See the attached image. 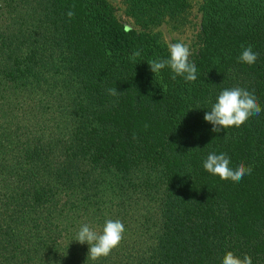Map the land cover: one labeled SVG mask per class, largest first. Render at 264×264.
<instances>
[{
	"label": "trees",
	"instance_id": "1",
	"mask_svg": "<svg viewBox=\"0 0 264 264\" xmlns=\"http://www.w3.org/2000/svg\"><path fill=\"white\" fill-rule=\"evenodd\" d=\"M120 2L137 29L107 0H0V264H264V0H200L194 82L147 63L190 0ZM233 87L262 111L213 133L203 116ZM213 152L251 174L208 173ZM108 219L124 238L92 261L76 235Z\"/></svg>",
	"mask_w": 264,
	"mask_h": 264
},
{
	"label": "clouds",
	"instance_id": "2",
	"mask_svg": "<svg viewBox=\"0 0 264 264\" xmlns=\"http://www.w3.org/2000/svg\"><path fill=\"white\" fill-rule=\"evenodd\" d=\"M67 17L71 20L75 13L68 11ZM169 56L167 59L151 60L148 63L153 74L160 72L166 66L174 73L171 79L178 76L183 77L186 82H194L197 79L196 65L190 60L192 55L190 48L183 42L170 43L168 45ZM141 55L139 50L133 52L130 60L135 62ZM259 53L253 51L251 45L243 49L238 57L239 61L249 66L258 59ZM111 96H118L116 88L108 89ZM262 109L253 91L241 87H233L222 90L211 109L206 111L203 119L212 125L213 133H223L230 127H240L251 116L259 115ZM148 125H145L147 128ZM135 139V136L133 137ZM203 168L208 173L218 176L222 181H241L245 175H250L252 166H246L241 162L233 168L231 160L226 153H210L203 162ZM126 232L124 224L120 220L108 219L105 221L102 231L97 232L88 224L81 225L75 241L80 244H87L88 258L97 261L100 258H107L113 250L118 248ZM222 264H252V259L248 255L240 257L228 251L223 257Z\"/></svg>",
	"mask_w": 264,
	"mask_h": 264
},
{
	"label": "rangeland",
	"instance_id": "3",
	"mask_svg": "<svg viewBox=\"0 0 264 264\" xmlns=\"http://www.w3.org/2000/svg\"><path fill=\"white\" fill-rule=\"evenodd\" d=\"M107 1L112 6L114 15L122 24H124V26L136 28V26L132 24L131 19L124 14L123 5L120 0ZM199 3L200 0H190L189 13L186 22L182 27L173 29L167 23H161L156 27V30L160 33L161 39L166 44L167 48L170 43L183 42L188 45L190 51L194 49V41L196 40L195 35L199 29Z\"/></svg>",
	"mask_w": 264,
	"mask_h": 264
}]
</instances>
